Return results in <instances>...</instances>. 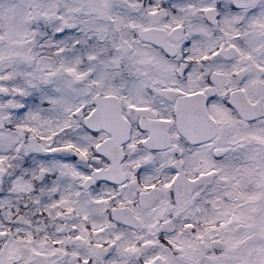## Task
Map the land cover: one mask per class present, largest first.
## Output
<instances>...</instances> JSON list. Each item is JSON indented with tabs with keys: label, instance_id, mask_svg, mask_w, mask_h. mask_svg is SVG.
I'll use <instances>...</instances> for the list:
<instances>
[{
	"label": "snow or ice",
	"instance_id": "1",
	"mask_svg": "<svg viewBox=\"0 0 264 264\" xmlns=\"http://www.w3.org/2000/svg\"><path fill=\"white\" fill-rule=\"evenodd\" d=\"M0 264H264V0H0Z\"/></svg>",
	"mask_w": 264,
	"mask_h": 264
}]
</instances>
